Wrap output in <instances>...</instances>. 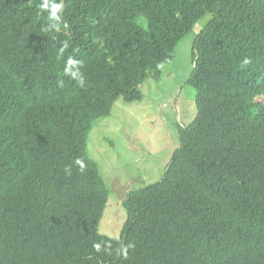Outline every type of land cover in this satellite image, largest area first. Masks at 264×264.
Listing matches in <instances>:
<instances>
[{"label":"trees","instance_id":"obj_1","mask_svg":"<svg viewBox=\"0 0 264 264\" xmlns=\"http://www.w3.org/2000/svg\"><path fill=\"white\" fill-rule=\"evenodd\" d=\"M40 2L0 0V264H264V0H64L50 33ZM205 18L197 115L165 177L127 194L120 238L101 235L111 193L90 134Z\"/></svg>","mask_w":264,"mask_h":264},{"label":"rangeland","instance_id":"obj_2","mask_svg":"<svg viewBox=\"0 0 264 264\" xmlns=\"http://www.w3.org/2000/svg\"><path fill=\"white\" fill-rule=\"evenodd\" d=\"M207 22L208 18L202 20L181 41L160 82L150 78L142 85L143 101H117L112 116L97 122L90 134L89 155L98 163L111 193L99 227L101 235L120 238L128 218L127 194L165 177L180 145V128L189 126L197 115V92L187 82L194 70L196 36Z\"/></svg>","mask_w":264,"mask_h":264},{"label":"clouds","instance_id":"obj_3","mask_svg":"<svg viewBox=\"0 0 264 264\" xmlns=\"http://www.w3.org/2000/svg\"><path fill=\"white\" fill-rule=\"evenodd\" d=\"M38 7H39L41 12H47L48 13V20L57 21L56 24H53L49 28H45L44 30L46 32H49V33L51 32L52 28H55L57 31H60V22L63 19V12H64V7H65L64 0H60L59 3H57L56 0H42V2L39 3ZM63 27L67 28L68 24L66 22H64L63 23ZM68 47H69V44L67 42L62 43V46H61V49H60L61 54H63V52ZM78 63L79 62L77 60L73 59L70 56L68 58V60L66 61V67L64 69L65 74L71 73L73 75V77L75 78L78 75V73L73 72L72 70H73L74 67L77 66ZM250 63H251V60L248 59V58H245L243 60V62H242V65L246 66V65H248ZM157 67H163V65L158 64ZM84 85H85V79L83 78V76H80V78H79V86L80 87H84ZM74 163L76 165H79L80 171L83 172L84 167H85L83 160L80 159V158H77L74 161ZM64 172L67 175H69V176L72 174L69 166H66L64 168ZM93 247H94V249L97 252L101 251V243H96V244L93 245ZM130 248H134V245L131 244V243H129L126 246L122 245L121 249H117V252L119 253L122 250L123 254H124V257L127 258L128 249H130ZM105 251H107V248H105Z\"/></svg>","mask_w":264,"mask_h":264}]
</instances>
